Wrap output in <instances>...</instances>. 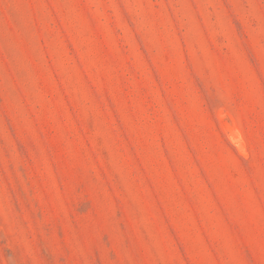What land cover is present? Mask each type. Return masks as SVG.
Returning <instances> with one entry per match:
<instances>
[{"label":"rangeland","instance_id":"obj_1","mask_svg":"<svg viewBox=\"0 0 264 264\" xmlns=\"http://www.w3.org/2000/svg\"><path fill=\"white\" fill-rule=\"evenodd\" d=\"M0 264H264V0H0Z\"/></svg>","mask_w":264,"mask_h":264}]
</instances>
